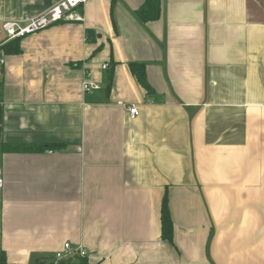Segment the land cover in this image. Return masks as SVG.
I'll use <instances>...</instances> for the list:
<instances>
[{
    "label": "crops",
    "instance_id": "1",
    "mask_svg": "<svg viewBox=\"0 0 264 264\" xmlns=\"http://www.w3.org/2000/svg\"><path fill=\"white\" fill-rule=\"evenodd\" d=\"M59 1L0 0V20ZM143 1L88 0L82 21L5 52L7 264L53 261L65 243L82 246L89 264H264V0H163L145 24L135 14ZM131 62L145 65L154 95ZM86 74L101 89L84 92ZM164 197L172 243L161 237Z\"/></svg>",
    "mask_w": 264,
    "mask_h": 264
},
{
    "label": "built area",
    "instance_id": "2",
    "mask_svg": "<svg viewBox=\"0 0 264 264\" xmlns=\"http://www.w3.org/2000/svg\"><path fill=\"white\" fill-rule=\"evenodd\" d=\"M87 2L88 0H61L37 16L25 15L14 20H0V36L3 37L0 41V79L4 70L6 57L3 47L7 42L38 33L58 22L82 21V10ZM101 68L102 70H106L108 64H103ZM99 89H101V85L90 81L86 74L82 82V90L84 92H91ZM1 103L2 99L0 96V104ZM125 107L130 119H135L139 115L136 106L131 105ZM4 183V172L2 166H0V189L4 187ZM75 257L87 258L86 250L82 246L74 248L69 243H65L63 247L55 253L53 262L54 264H58L61 261Z\"/></svg>",
    "mask_w": 264,
    "mask_h": 264
},
{
    "label": "trees",
    "instance_id": "3",
    "mask_svg": "<svg viewBox=\"0 0 264 264\" xmlns=\"http://www.w3.org/2000/svg\"><path fill=\"white\" fill-rule=\"evenodd\" d=\"M162 1L163 0H144L143 3L138 7L135 11L137 19L141 23H148L152 21H156L160 18L162 12ZM94 33L92 31L87 32V39L93 38ZM21 39L12 40L7 45H5L4 51L9 54H18L21 51L20 41ZM113 67L107 70V79L105 82L106 90H110L111 80L113 76ZM129 69L132 75L135 76L138 83L145 90L147 95H154V90L150 86L146 78L145 65L142 63L131 62L129 64ZM59 145H21V144H5L3 146V150L6 152L12 153H37L42 152L44 150H52V149H60ZM160 220H161V237L162 239L172 243L173 242V222L170 217V211L168 208L167 198L164 197L161 204V212H160ZM76 259V260H75ZM0 264H7L6 258L4 254L1 252L0 254ZM34 264H54V262L44 260L41 262H36ZM58 264H89L86 258L75 257L74 260L68 259L59 262Z\"/></svg>",
    "mask_w": 264,
    "mask_h": 264
}]
</instances>
